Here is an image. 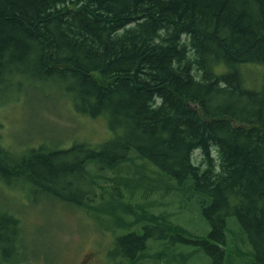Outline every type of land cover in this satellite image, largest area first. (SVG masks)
Returning <instances> with one entry per match:
<instances>
[{
    "label": "trees",
    "instance_id": "trees-1",
    "mask_svg": "<svg viewBox=\"0 0 264 264\" xmlns=\"http://www.w3.org/2000/svg\"><path fill=\"white\" fill-rule=\"evenodd\" d=\"M254 66H264V0H0V105L25 92L59 94L81 114L104 116L112 133L96 149L39 147L22 157L0 135V180L24 179L31 190L84 206L91 181L73 193L62 185L66 174L87 177L89 160L121 169L118 177L147 160L211 227L195 241L182 227L192 233L181 244L196 245L210 264H232L231 220L251 247L246 264H264V71L249 85ZM161 224L151 216L121 234L111 259L135 264L148 239L173 243L155 233ZM29 238L18 215L0 210V264H33Z\"/></svg>",
    "mask_w": 264,
    "mask_h": 264
},
{
    "label": "rangeland",
    "instance_id": "rangeland-1",
    "mask_svg": "<svg viewBox=\"0 0 264 264\" xmlns=\"http://www.w3.org/2000/svg\"><path fill=\"white\" fill-rule=\"evenodd\" d=\"M252 71L247 76L248 84L259 85L264 66H254ZM105 121L104 116L92 118L81 114L59 94L44 98L39 90L35 94L25 92L20 99L0 105L1 143L19 154L16 157H22L29 150L39 147L52 151L68 149L74 144H86L96 149L98 144L112 138ZM55 157L81 160L85 156L59 154ZM193 158L200 163L203 157L196 151ZM141 163L137 171H134V165H125V172L127 169L133 172L116 177V172L121 169L101 168L87 160L83 171L87 177L83 178L78 173L66 174L67 177L61 180L64 181L62 185L71 184L70 191L73 193L80 194L89 189L91 181L93 191L89 197L84 195V206L70 205L54 199L49 193L31 190L24 179L0 180V210L18 215L23 221L37 259L33 264H118V258L122 256L112 260L109 255L117 252V238L123 233L140 230L141 222L148 221L151 216L158 224L179 227L171 231L162 224L155 226V233L167 236L174 242L160 243L148 239V253L144 254L142 262L138 259L135 264H210L207 255L196 249V245L181 244L190 236V231L186 233L182 227L193 232L190 233L194 234L195 241L207 236L210 225L202 219L198 209L186 200L189 199L186 195L180 203V195L170 192L172 183L166 174L147 160ZM98 204L103 205L101 214L94 212ZM109 206L114 208L109 209ZM135 214L139 218L133 219ZM229 224L232 229L234 227L233 232L228 233L231 262L246 264L252 260L251 247L242 242L239 225L231 220ZM176 230L183 234H176ZM173 245L179 246L183 252L179 253Z\"/></svg>",
    "mask_w": 264,
    "mask_h": 264
}]
</instances>
